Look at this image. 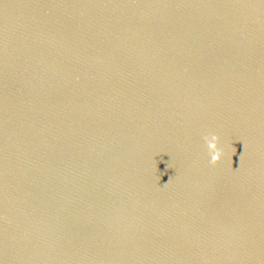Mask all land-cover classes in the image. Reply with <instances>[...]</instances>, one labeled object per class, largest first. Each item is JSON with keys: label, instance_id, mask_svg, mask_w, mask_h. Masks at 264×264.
Segmentation results:
<instances>
[{"label": "water", "instance_id": "95a60500", "mask_svg": "<svg viewBox=\"0 0 264 264\" xmlns=\"http://www.w3.org/2000/svg\"><path fill=\"white\" fill-rule=\"evenodd\" d=\"M0 264H264V0H0Z\"/></svg>", "mask_w": 264, "mask_h": 264}, {"label": "clouds", "instance_id": "9594fccd", "mask_svg": "<svg viewBox=\"0 0 264 264\" xmlns=\"http://www.w3.org/2000/svg\"><path fill=\"white\" fill-rule=\"evenodd\" d=\"M204 140L210 156V163L212 166L218 165L221 162V158L223 156L222 151L218 148L219 137L215 134H212L210 136H205Z\"/></svg>", "mask_w": 264, "mask_h": 264}]
</instances>
